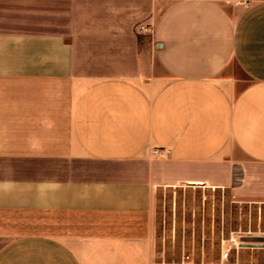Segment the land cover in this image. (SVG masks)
Returning a JSON list of instances; mask_svg holds the SVG:
<instances>
[{"label":"crops","instance_id":"obj_1","mask_svg":"<svg viewBox=\"0 0 264 264\" xmlns=\"http://www.w3.org/2000/svg\"><path fill=\"white\" fill-rule=\"evenodd\" d=\"M181 184L264 201V0H0V264H154Z\"/></svg>","mask_w":264,"mask_h":264},{"label":"rangeland","instance_id":"obj_2","mask_svg":"<svg viewBox=\"0 0 264 264\" xmlns=\"http://www.w3.org/2000/svg\"><path fill=\"white\" fill-rule=\"evenodd\" d=\"M153 220L154 264H264V242L245 240L264 237V201L235 185L159 187Z\"/></svg>","mask_w":264,"mask_h":264},{"label":"built area","instance_id":"obj_3","mask_svg":"<svg viewBox=\"0 0 264 264\" xmlns=\"http://www.w3.org/2000/svg\"><path fill=\"white\" fill-rule=\"evenodd\" d=\"M143 28H144V27L142 26V29H143ZM147 29L150 30V28H147ZM170 152H171L170 149H168V148H160V147L154 148V149L152 150V153H153L154 155H167V154H170ZM228 255H229V253H225L224 256H228Z\"/></svg>","mask_w":264,"mask_h":264},{"label":"water","instance_id":"obj_4","mask_svg":"<svg viewBox=\"0 0 264 264\" xmlns=\"http://www.w3.org/2000/svg\"><path fill=\"white\" fill-rule=\"evenodd\" d=\"M245 240L248 242H253L256 240H260V241L264 242V237H245Z\"/></svg>","mask_w":264,"mask_h":264}]
</instances>
